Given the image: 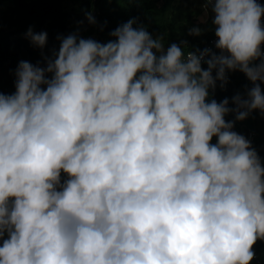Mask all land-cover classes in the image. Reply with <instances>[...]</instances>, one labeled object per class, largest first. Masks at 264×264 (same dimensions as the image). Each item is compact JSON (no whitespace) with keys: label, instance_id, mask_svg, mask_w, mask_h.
<instances>
[{"label":"clouds","instance_id":"clouds-1","mask_svg":"<svg viewBox=\"0 0 264 264\" xmlns=\"http://www.w3.org/2000/svg\"><path fill=\"white\" fill-rule=\"evenodd\" d=\"M203 3L220 55L165 48L135 19L102 44L87 12L95 40L20 61L15 93L0 92V264H251L264 165L226 117L264 115V6ZM229 71L254 85L234 109L210 94Z\"/></svg>","mask_w":264,"mask_h":264},{"label":"trees","instance_id":"trees-1","mask_svg":"<svg viewBox=\"0 0 264 264\" xmlns=\"http://www.w3.org/2000/svg\"><path fill=\"white\" fill-rule=\"evenodd\" d=\"M87 12L95 13L96 24L101 27L96 41L102 44L113 39L111 33L117 27L132 19L138 21L137 26H146L154 39L163 37L165 48L175 43L185 54L203 50L214 35L211 13L204 23L199 21L205 12L202 0H0V92L5 95L15 93L20 61L46 67L44 56L52 58L53 53L59 51L61 41L58 37L78 33L80 38H88L94 25L86 19ZM194 27L204 29V34L190 36L189 30ZM29 29L35 33H47L45 49L34 46L27 38ZM215 54L220 55V51L217 49ZM202 67L207 70V63ZM227 76V85L221 88L217 81L215 92L210 94L217 102L227 98L229 107L234 109L233 98L240 95L247 99V92L254 85L240 71H229ZM260 86L264 92V83ZM260 115L261 112L256 110L246 120L237 121L233 112L226 120L234 121L233 130L245 137L247 129L257 127V134L250 143L264 165V126L260 124ZM212 142L216 143V138ZM65 179L67 176L62 174V182ZM253 250L264 264V241H258Z\"/></svg>","mask_w":264,"mask_h":264},{"label":"built area","instance_id":"built-area-1","mask_svg":"<svg viewBox=\"0 0 264 264\" xmlns=\"http://www.w3.org/2000/svg\"><path fill=\"white\" fill-rule=\"evenodd\" d=\"M257 2L260 3L262 6H264V0H257ZM204 7H205V4H204ZM209 11H210V8H209ZM210 13H211V11H210ZM94 14H92L93 17L95 16ZM211 14L213 16V13H211ZM261 23H262V26H264V18H262ZM99 28H100V25L95 24V30L98 31ZM96 38H97V33L96 32L92 35V37H88V38L84 37V39H93V40H95ZM217 40H218V38L215 36V31H214L213 37L211 38V40L205 46L204 49H206V48L210 49L213 53H215V51L217 50V48H216ZM203 50H200V51H203ZM262 50H264V45H262ZM208 58H210V57H208ZM259 121H260V124L264 126V115H262V114L260 115V120ZM239 134L243 135L242 133H239ZM256 134H257V127L247 129L245 131V133H244V135H246V137H247L246 139L249 140V141H253L255 136H256ZM4 238L7 239L8 238L7 235H5ZM0 246H2V241H0ZM254 252H255V257H254L253 261L251 262V264H263V261L261 260V257L258 255V253L255 250H254Z\"/></svg>","mask_w":264,"mask_h":264},{"label":"rangeland","instance_id":"rangeland-1","mask_svg":"<svg viewBox=\"0 0 264 264\" xmlns=\"http://www.w3.org/2000/svg\"><path fill=\"white\" fill-rule=\"evenodd\" d=\"M208 16H209V13L206 14V13L204 12V13L199 17V21L204 23V22L207 20Z\"/></svg>","mask_w":264,"mask_h":264}]
</instances>
